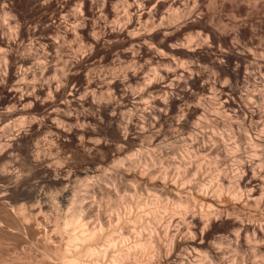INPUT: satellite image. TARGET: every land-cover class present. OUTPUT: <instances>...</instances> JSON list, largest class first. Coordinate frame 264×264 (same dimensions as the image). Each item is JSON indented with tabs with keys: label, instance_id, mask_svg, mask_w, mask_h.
<instances>
[{
	"label": "rangeland",
	"instance_id": "1",
	"mask_svg": "<svg viewBox=\"0 0 264 264\" xmlns=\"http://www.w3.org/2000/svg\"><path fill=\"white\" fill-rule=\"evenodd\" d=\"M263 104L264 0H0V264H66L74 254L95 264L70 240L81 223L98 226V214L114 219L116 237L129 229L118 244L131 254L119 264H264ZM148 168L149 178L134 174ZM62 177L40 189L51 205L31 198L39 181ZM161 177L178 188H162ZM80 195L95 209L65 225ZM103 227L90 246L108 252ZM138 237L148 250L132 246Z\"/></svg>",
	"mask_w": 264,
	"mask_h": 264
},
{
	"label": "bare ground",
	"instance_id": "2",
	"mask_svg": "<svg viewBox=\"0 0 264 264\" xmlns=\"http://www.w3.org/2000/svg\"><path fill=\"white\" fill-rule=\"evenodd\" d=\"M132 7V6H131ZM136 7V6H135ZM136 9V8H135ZM142 9V8H141ZM131 10V9H130ZM129 10V11H130ZM132 10H134V9H132ZM139 11V10H138ZM108 12H109V10H108ZM133 12V11H132ZM115 14V13H114ZM93 15H94V13H93ZM66 16H67V14H66ZM74 16H75V14H74ZM100 16V15H99ZM107 16V15H106ZM94 17V16H93ZM98 17V16H97ZM96 17V18H97ZM99 18V17H98ZM139 18V17H138ZM148 19V18H147ZM95 20V19H94ZM97 20V19H96ZM100 20V19H99ZM139 21H140V19H139ZM10 27V26H9ZM100 31V30H99ZM97 32V31H96ZM11 33V32H10ZM94 35V34H93ZM33 39V38H32ZM43 40V39H42ZM105 41V40H104ZM51 42V41H50ZM99 41L96 39V38H94L93 39V44H97ZM39 43V42H38ZM49 43V42H48ZM48 43H47V45H48ZM54 43V42H53ZM45 44V43H44ZM50 44V43H49ZM40 45V44H39ZM55 46V45H54ZM45 47H46V45H45ZM49 48V47H48ZM49 55V54H48ZM46 57H47V55H46ZM49 57V56H48ZM41 58H44V57H42L41 56ZM44 59H46V58H44ZM42 62V61H41ZM49 62V61H48ZM52 62V61H51ZM38 63V62H37ZM34 65V64H33ZM41 65V64H40ZM92 65V64H91ZM21 66V65H20ZM241 72V71H240ZM246 72V71H245ZM244 72V73H245ZM246 75V76H245ZM242 74V78H245V79H248L249 81H250V78L247 76V74ZM250 76V75H249ZM240 77V76H239ZM27 78V77H26ZM22 79H23V77H22ZM18 80V79H17ZM252 80V79H251ZM245 81H247V80H245ZM18 83V82H17ZM247 83V82H246ZM27 84H29V83H27ZM90 84V83H89ZM91 85V84H90ZM250 85V84H249ZM26 87H28L29 88V86H26ZM107 87V86H106ZM86 88H89V87H86ZM90 88H92V87H90ZM15 89V88H14ZM27 90V89H26ZM92 90V89H91ZM94 90V89H93ZM92 92V91H91ZM94 92V91H93ZM98 92V91H97ZM223 93V92H222ZM16 94V93H15ZM229 94V93H228ZM70 97H68V98H72V99H75L76 97V95L78 96V93L77 92H70ZM223 95V94H222ZM227 95V94H226ZM246 95V94H245ZM250 95V94H249ZM249 95H248V97H249ZM254 95V94H253ZM16 96V95H15ZM14 97V96H13ZM220 97V96H219ZM222 97V96H221ZM252 97V96H251ZM254 97V96H253ZM12 98V97H11ZM29 98H30V96H29ZM29 98L26 96V97H22V98H19V99H17L15 102V105L17 104V106L21 109V112L19 111V112H17L16 114H14V115H19V114H22V113H24V108L26 107V105H28L29 103H27L28 101H29ZM68 98H66V100L68 99ZM247 98V97H246ZM13 99V98H12ZM14 99H15V97H14ZM126 99V98H125ZM250 99H253V98H250ZM11 100V99H10ZM242 100V99H241ZM12 101V100H11ZM255 101H257V100H255ZM30 102V101H29ZM31 103V102H30ZM224 103V102H223ZM227 103V102H226ZM253 103H254V101H253ZM13 104V103H12ZM129 104V103H128ZM229 104V103H228ZM249 104V103H248ZM264 105V104H263ZM223 106V105H222ZM244 106V105H243ZM255 106V105H254ZM122 107V106H121ZM244 107H247V106H244ZM59 108H60V106L59 105H52V106H50L47 110H48V112H47V114H46V117H45V119H46V121L45 122H49V121H51V120H53L54 121V119H53V115H56V113L58 112V110H59ZM250 108V107H249ZM225 110V109H224ZM242 110V109H241ZM246 110H247V108H246ZM243 111V110H242ZM252 111V110H251ZM235 112V111H234ZM218 113V112H217ZM221 113V112H220ZM124 114V113H123ZM252 114V113H251ZM125 115V114H124ZM229 115H230V113H229ZM246 115V114H245ZM43 117V118H44ZM246 117V116H245ZM57 119V118H56ZM225 119V118H224ZM231 119V118H230ZM245 119V118H244ZM252 119V118H251ZM53 121H52V123H53ZM202 121V120H201ZM238 122V121H237ZM254 122H256V121H254ZM178 123V122H177ZM198 123V122H197ZM226 123V122H225ZM250 123V122H249ZM53 124H55V122L53 123ZM192 124V123H191ZM201 124V123H200ZM179 125V124H178ZM194 125V124H193ZM197 126H198V128L200 127V125H198V124H196ZM249 125V124H248ZM257 125V124H256ZM258 125H259V123H258ZM52 126V125H51ZM174 126V125H173ZM183 126V125H182ZM202 126V125H201ZM252 126V125H251ZM54 127H55V125H54ZM205 127V126H204ZM245 127H247V126H245ZM58 128V126H56V129ZM229 128V127H228ZM244 128V127H243ZM182 129V128H181ZM264 129V128H263ZM192 130V129H191ZM261 130V129H260ZM52 131V130H51ZM175 131V130H174ZM229 131H231V130H229ZM244 131V130H243ZM246 131H247V129H246ZM245 131V132H246ZM262 131V130H261ZM238 132V131H237ZM263 132V131H262ZM141 133V132H140ZM198 133V132H197ZM247 133V132H246ZM249 133V132H248ZM47 134V133H46ZM193 134V133H192ZM241 134V133H240ZM251 134V133H250ZM259 134V133H258ZM261 134V133H260ZM243 135V134H242ZM244 135H246V134H244ZM243 135V136H244ZM249 135V134H248ZM189 136V135H188ZM222 136V135H221ZM213 137V136H212ZM245 137H248L249 138V136H245ZM244 137V138H245ZM125 138V137H124ZM258 138V137H257ZM257 138H255V139H257ZM263 138H264V136H263ZM166 139V138H165ZM189 139V138H188ZM253 139V138H252ZM185 140V139H184ZM259 140V139H258ZM262 140V139H261ZM211 141V140H210ZM249 141V140H248ZM251 141V140H250ZM198 142H200V141H198ZM205 142V141H204ZM212 142V141H211ZM214 142V141H213ZM212 142V143H213ZM253 142V141H252ZM196 143V142H195ZM211 143V144H212ZM222 143H224V141L222 142ZM247 143V142H246ZM251 143V142H250ZM94 144V143H93ZM159 144V143H158ZM169 145V144H168ZM249 145H251V144H249ZM151 146V145H150ZM159 146H160V144H159ZM209 146V145H208ZM214 146V145H213ZM216 146V145H215ZM225 146V145H224ZM140 147V146H139ZM171 147V146H170ZM169 147V148H170ZM120 148H121V146H120ZM156 148V147H155ZM159 148V147H158ZM165 148V147H164ZM228 148V147H227ZM237 148V147H236ZM139 149V148H138ZM141 149V148H140ZM160 149V148H159ZM162 149V148H161ZM210 149V148H209ZM231 149V148H230ZM234 149V148H233ZM232 149V150H233ZM150 150H151V148H150ZM202 150V149H201ZM227 150V149H226ZM229 150V149H228ZM152 151H154V150H152ZM162 151H163V149H162ZM205 151V150H204ZM211 151V150H210ZM234 151V150H233ZM139 152H140V150H139ZM157 152H159V151H157ZM203 152V151H202ZM118 153V152H117ZM120 153V152H119ZM149 153V152H148ZM162 153V152H161ZM200 154V153H199ZM209 154V153H208ZM148 155V154H147ZM201 155V154H200ZM216 155V154H215ZM164 156V155H163ZM188 157H189V155H187ZM191 156V155H190ZM219 157V156H218ZM144 158V157H143ZM183 158V157H182ZM133 159V158H132ZM157 159V158H156ZM175 159V158H174ZM181 159V158H180ZM184 159H186V158H184ZM252 161V160H251ZM124 162V161H123ZM180 162H182V161H180ZM179 162V163H180ZM184 162V161H183ZM204 162V161H203ZM243 162V161H242ZM118 163V162H117ZM130 163H132V160H131V162ZM135 163V162H134ZM133 163V164H134ZM149 163V162H148ZM191 163V162H190ZM116 164V163H115ZM161 164V163H160ZM183 164V163H182ZM185 164V163H184ZM187 164H188V162H187ZM118 165V164H117ZM120 165H121V163H120ZM147 165H149V164H147ZM162 165V164H161ZM249 165H250V163H249ZM119 166V165H118ZM118 166H116V167H118ZM123 166H124V164H123ZM132 165H130L128 168H130ZM134 166H135V164H134ZM151 166V165H150ZM177 166V165H176ZM179 166V165H178ZM177 166V167H178ZM191 166V165H190ZM193 166V165H192ZM201 166V165H200ZM239 166V165H238ZM115 167V168H116ZM121 167V166H120ZM187 167V166H186ZM189 167V166H188ZM197 167V166H196ZM240 167L242 168V170H246V172H247V164H240ZM250 167V166H249ZM119 168V167H118ZM127 168V167H126ZM132 168V167H131ZM158 168V167H157ZM184 168H185V166H184ZM198 168V167H197ZM122 169V168H121ZM123 169H124V167H123ZM146 169V168H145ZM183 169V168H182ZM187 169V168H186ZM185 169V170H186ZM196 169V168H195ZM199 169V168H198ZM99 170V169H98ZM118 170V169H117ZM129 170V169H128ZM127 170V171H128ZM135 170H137V169H135ZM134 169H133V171H135ZM152 170V169H151ZM151 170H149V168H148V173H143L142 172V170H141V172H134V174L136 175V176H138L140 179H145V175L146 174H148L149 176H150V173L152 172ZM165 170H166V168H165ZM169 170V169H168ZM176 170V169H175ZM179 170H181V168H179ZM184 170V171H185ZM188 170V169H187ZM186 170V171H187ZM206 170V169H205ZM240 170V169H239ZM66 171V170H65ZM83 171V170H82ZM145 171V170H144ZM147 171V170H146ZM151 171V172H150ZM162 171V170H161ZM167 171V170H166ZM183 171V170H182ZM200 171V170H199ZM254 171V170H253ZM59 172H61V173H63L64 171H63V169H61V170H59ZM96 172H97V170H96ZM108 172V171H107ZM114 172H115V170H114ZM119 172V171H118ZM130 172H132V170L130 171ZM150 172V173H149ZM198 172V171H197ZM85 173V172H84ZM99 173V172H98ZM153 173H154V171H153ZM184 173V172H183ZM187 173V172H186ZM185 173V174H186ZM199 173V172H198ZM67 174V173H66ZM103 175H106L105 173H102ZM115 174V173H114ZM116 174H117V172H116ZM161 174V173H160ZM167 174V173H166ZM245 174V173H244ZM61 175V174H60ZM124 175V174H123ZM148 175H146L147 177H148ZM157 175V174H156ZM165 175V174H164ZM241 175H243V174H241ZM256 175V174H255ZM69 178H70V176L69 175H67ZM88 176V175H87ZM99 176H100V174H99ZM98 176V177H99ZM117 176V175H116ZM184 176V175H183ZM186 176V175H185ZM234 176V175H233ZM246 177H247V174L245 175ZM244 175H243V177H245ZM60 177V176H59ZM92 177V176H91ZM97 177V176H96ZM104 177V176H103ZM111 176H109V178H110ZM153 177H155L154 175H152V180H153ZM219 177V176H218ZM226 177V176H225ZM242 177V176H241ZM252 177H254L255 178V176L253 175ZM67 178V177H66ZM95 178V177H94ZM149 178V177H148ZM151 178V177H150ZM160 178V177H159ZM161 178H165V177H161ZM171 178H173V176L171 177ZM224 178V177H223ZM240 178V177H239ZM253 178V179H254ZM257 178V177H256ZM84 179V178H83ZM87 179H89V177L87 178ZM108 179V178H107ZM155 179V178H154ZM170 179V178H169ZM258 179V178H257ZM70 180V179H69ZM69 180H67V179H65V178H59V179H55V178H53V179H51V178H48V179H44V180H41V181H39V183H38V185H37V187L35 188V191L33 192V194H32V196H31V198L32 199H34V200H37V201H42V202H44L47 206H48V204H50L51 205V203H53V202H51V200L50 199H48L49 197H46L45 196V193L44 194H42V192H40V189L45 185V184H50V183H55V184H64L65 182H67V181H69ZM104 180V179H103ZM105 180H106V178H105ZM104 180V181H105ZM156 180V179H155ZM164 180V179H163ZM163 180H160V182L161 181H163ZM165 180H166V178H165ZM168 180V179H167ZM163 181L162 182V184H163V186H162V188H164V187H166L167 188V186H177L176 184H171V183H169L168 181ZM171 180V179H170ZM182 180V179H181ZM187 180H188V178H187ZM241 180H242V178H241ZM89 181V180H88ZM101 181V180H100ZM143 181V180H142ZM157 181H159L158 180V178H157ZM157 181H156V183H157ZM174 181L175 182H178V180L176 181L175 179H174ZM217 181V180H216ZM261 181V180H260ZM117 182V181H116ZM147 182V181H146ZM152 182V181H151ZM170 182H173L172 180L170 181ZM187 182V181H186ZM192 182V181H191ZM248 182H251V181H248ZM76 183V182H75ZM97 183H99V182H96V184ZM139 184H140V182H138ZM154 183V182H153ZM181 183V182H180ZM197 183V182H196ZM195 183V184H196ZM201 183V182H200ZM199 183V184H200ZM247 183V182H246ZM264 183V182H263ZM70 184V183H69ZM94 184V183H93ZM92 183H91V185H93ZM104 184H105V182H104ZM187 184V183H186ZM212 184V183H211ZM247 184H249V183H247ZM251 184V183H250ZM72 185H74V184H72ZM80 185V184H79ZM88 185V184H87ZM99 185V190L98 189H96L95 191H101V192H103L104 193V191H102L103 190V188H100V184H98ZM105 185H107V184H105ZM145 185V184H144ZM151 185H153V184H151ZM182 185V184H181ZM185 185V184H184ZM191 185V184H190ZM194 185V184H193ZM67 186V185H66ZM65 186V188H67ZM76 187H77V185H75ZM90 186V185H89ZM93 186H95V187H97L95 184L93 185ZM114 186V185H113ZM156 186V185H155ZM197 186H198V184H197ZM224 186V185H223ZM81 187H83V186H81ZM92 186H90V188H91ZM109 187V186H108ZM120 187V186H119ZM125 187V186H124ZM181 187H183V186H181ZM181 187H179V188H181ZM206 187V186H205ZM214 187V186H213ZM251 187V186H250ZM44 188V187H43ZM77 188H79V187H77ZM94 188V187H93ZM98 188V187H97ZM177 188H178V186H177ZM186 188V187H185ZM211 188V187H210ZM258 188V187H257ZM38 189H39V191H38ZM88 189V188H87ZM95 189V188H94ZM101 189V190H100ZM105 189V191H107V192H109L108 194H107V192H106V195H110V193H111V189H110V187L109 188H107V186L104 188ZM165 189V188H164ZM164 189H162L161 191L163 192L164 191ZM172 190H173V188H171ZM218 189V188H217ZM252 190L254 189V188H251ZM259 189V188H258ZM3 190V189H2ZM64 188L62 189V191H61V194H59V193H57L56 195H57V200H58V203H60V204H64L65 202H66V197H67V191H66V189L64 190ZM73 190H74V188H73ZM78 191H80L79 189H77ZM85 190V189H84ZM89 190H92V188L91 189H89ZM182 190V189H181ZM199 190H200V188H199ZM203 190L205 191L206 190V188L205 189H201V191H200V193H198V195H199V197H200V194H201V196H202V198L203 199H207V200H211L212 199V201L214 200L215 201V199H214V195H216V196H218V194H216V192H215V194L214 195H212L213 193H214V191L216 190V189H214V191L213 192H211L210 193V195H212V198H210L211 196H208V190L209 189H207V193L208 194H204V195H202V192H203ZM218 190H220V189H218ZM217 190V191H218ZM249 190L250 189H248V193H249ZM252 190H250L251 191V193H253L252 192ZM8 191V190H7ZM7 191H6V193H7ZM42 191V190H41ZM53 191V190H52ZM166 191H168V190H166ZM165 191V192H166ZM175 191V190H174ZM190 191V190H189ZM222 190H220V192H221ZM1 192V191H0ZM71 192V191H70ZM86 192L87 191H84V193L83 194H85V195H87L86 194ZM112 192H114V191H112ZM169 192V191H168ZM171 192V191H170ZM6 193H1V195H0V198L2 199V200H8V194L6 195ZM78 193V192H77ZM76 193V194H77ZM89 193H90V191H89ZM93 193H94V191H93ZM176 192H174V194H175ZM237 193V192H236ZM250 193V194H251ZM73 194V193H72ZM75 194V195H76ZM95 194V193H94ZM102 194V193H101ZM116 194H117V191H116ZM179 194V193H178ZM220 194V193H219ZM233 194V193H232ZM249 194V195H250ZM55 195V196H56ZM90 195V194H89ZM93 195V194H92ZM91 195V196H92ZM168 195V194H167ZM167 195H165V196H167ZM177 195V194H176ZM197 195V196H198ZM73 196V195H72ZM81 196V195H80ZM112 196V195H111ZM120 196V195H119ZM171 196V195H170ZM214 196V197H213ZM235 196H236V194H235ZM251 196V195H250ZM51 197V196H50ZM103 197H104V195H103ZM176 197V196H175ZM181 197V196H180ZM189 197V196H188ZM192 197V196H191ZM221 197H222V195H221ZM70 198V197H69ZM86 197H82L81 196V198H79L80 200H76V202H75V211L73 210V213L74 214H72L71 215V217L68 219L69 221H65V225L66 224H71V223H73L76 219H78V217H79V219L82 221L83 219H85V218H87L88 216H89V214H91V210L93 211V209H95V207L94 208H92V206H90L89 208H87L86 207V203L85 202H87L86 200H87V198L85 199ZM167 198H168V196H167ZM237 198V197H236ZM74 199V198H73ZM78 199V198H77ZM110 199H112V197L110 198ZM158 199V198H157ZM156 199V200H157ZM164 199V198H163ZM169 199V198H168ZM178 199V198H177ZM189 199V198H188ZM194 199V198H193ZM217 199H218V197H217ZM216 199V200H217ZM247 199H251V198H247ZM261 199V198H260ZM264 199V198H263ZM54 200H56V199H54ZM57 200H56V202H57ZM170 200V199H169ZM173 200V199H172ZM197 200V199H196ZM219 200V199H218ZM248 200V201H249ZM53 201V200H52ZM70 201H72V200H70ZM85 201V202H84ZM138 201V200H137ZM158 201H160V200H158ZM187 201V200H186ZM195 201V200H194ZM200 201V200H199ZM204 201V200H203ZM213 201V202H214ZM232 201V200H231ZM258 201V200H257ZM73 202V201H72ZM96 202V201H95ZM162 202V201H161ZM190 202H191V200H190ZM250 202V201H249ZM252 202H253V199H252ZM8 203V202H7ZM37 203V202H36ZM55 203V202H54ZM89 203V202H88ZM87 203V204H88ZM91 203V202H90ZM143 203V202H142ZM157 203V201L155 202V204ZM188 203H189V200H188ZM201 203H203V202H201ZM215 203V202H214ZM221 203V202H220ZM9 204V203H8ZM56 204V203H55ZM138 204V203H137ZM165 204V203H164ZM217 204V203H216ZM228 204V203H227ZM226 204V205H227ZM238 204V203H237ZM39 205V204H38ZM46 205H43V206H46ZM59 205V204H58ZM92 205V204H91ZM93 205H94V203H93ZM110 205V204H109ZM145 205H147V204H145ZM152 205V204H151ZM156 205H158V204H156ZM177 205H178V203H177ZM176 205V206H177ZM179 205H181V203H179ZM186 205H187V202H186ZM192 205V204H191ZM202 205V204H201ZM207 205H210V204H207ZM42 206V205H41ZM70 206V205H69ZM95 206V205H94ZM138 206H139V204H138ZM143 206V205H142ZM152 206H154V204L152 205ZM159 206V205H158ZM183 206V208H182V210L183 209H186V207L187 206H185V205H181L180 207H182ZM222 206V205H221ZM224 206V205H223ZM18 207V206H17ZM35 207V206H34ZM58 207V206H57ZM65 207V206H64ZM136 207V206H135ZM162 207V206H161ZM168 207V206H167ZM175 207V206H174ZM179 207V208H180ZM211 207H215L214 205L213 206H211ZM19 208V207H18ZM41 208V207H40ZM55 208V207H54ZM59 208V207H58ZM57 208V209H58ZM61 208V207H60ZM67 208V207H66ZM112 208V207H111ZM116 208V207H115ZM139 209H140V207H138ZM150 208V207H149ZM155 208V207H154ZM188 208V207H187ZM14 209V208H13ZM20 209V208H19ZM68 209V208H67ZM71 209H73V208H71ZM158 209V208H157ZM181 209V208H180ZM206 209H208V206H207V208ZM214 209V208H213ZM213 209H210V210H213ZM15 210V209H14ZM56 210V209H55ZM112 210V209H111ZM141 210H142V207H141ZM147 210V209H146ZM146 210H144V211H146ZM181 210V211H182ZM187 210H189V209H187ZM186 210V211H187ZM195 210V209H194ZM193 210V211H194ZM198 210V209H197ZM203 210V209H202ZM216 210V209H215ZM217 210H220V209H217ZM96 211V210H95ZM113 211V210H112ZM116 211V210H115ZM119 211H120V209H119ZM128 211V210H127ZM126 211V212H127ZM152 211V210H151ZM151 211H149V213H152V216H153V220H158V217H161L160 215H159V212L157 211V210H153L152 212ZM161 211V210H160ZM171 211V210H170ZM169 211V212H170ZM176 211V210H175ZM178 211V210H177ZM185 211V210H184ZM185 211V212H186ZM205 211V210H204ZM22 212V211H21ZM121 212V211H120ZM137 212V211H136ZM140 212V211H139ZM138 212V213H139ZM148 212V211H147ZM163 212V211H162ZM164 212H165V210H164ZM220 212V211H219ZM219 212H217V213H219ZM18 213V212H17ZM41 213V212H40ZM67 213V212H66ZM124 213V212H123ZM137 213V214H138ZM176 213V212H175ZM201 213V212H200ZM207 213V212H206ZM223 213V212H222ZM68 214V213H67ZM108 214V213H107ZM111 213H109V215H110ZM117 214V213H116ZM166 214V213H165ZM164 214V215H165ZM171 214H173V212L171 213ZM177 214H178V212H177ZM180 214V213H179ZM184 214V213H183ZM187 214V213H186ZM185 214V215H186ZM202 214V213H201ZM200 214V215H201ZM214 214H215V212H214ZM140 215H142V214H138V216H140ZM151 215V214H150ZM163 215V214H162ZM207 215V214H206ZM213 215V214H212ZM108 216V215H107ZM113 216V215H112ZM129 216V215H128ZM138 216H135V218L134 219H136V221H138V219H139V217ZM143 216V215H142ZM148 216V215H147ZM173 216H175V215H173ZM172 215L170 216L171 218L173 217ZM203 216V215H202ZM115 217V216H114ZM116 217H118V216H116ZM115 217V218H116ZM124 217V216H123ZM163 217V216H162ZM175 217H180V215L179 216H175ZM200 217V216H199ZM210 217V216H209ZM97 218V217H96ZM98 218H99V225L97 226H94L93 225V228H87L83 223H81L80 225H81V227L82 228H80L81 230H79L80 231V234L78 235V234H76L77 236H74V237H72L71 238V242H73L72 244L74 245V244H80V245H83V248H84V246H85V249H84V253L86 252V257L88 256V257H90L91 259L93 258L94 259V261H95V264H101L100 263V260L104 257L105 258V256L107 255L106 253H108L109 252V264H119L120 262L121 263H123V259H124V257L126 256V254H128L129 253V250H127V249H122L123 247H122V245H123V243L121 244V246L118 244V243H121V242H123L124 241V238H123V233L125 234L126 233V235L128 234L127 232H128V230L129 229H127L128 227V225H126V226H124V224H123V226L124 227H122L123 228V230H124V228H126L127 230H125V231H123V233L121 234V233H118L119 234V236H118V234H116L117 235V237L115 236V234L114 233H116V232H113V228H111L113 225H112V223H113V218L110 216L109 218L108 217H106L105 216V214L104 215H100V214H98ZM119 218H120V216H119ZM119 218H116V219H119ZM141 218V217H140ZM152 218V217H151ZM174 218V217H173ZM181 218H182V216H181ZM206 218H207V216H206ZM67 219V218H66ZM79 219H78V221H79ZM164 219V218H163ZM182 219H183V221H182ZM181 219V221H182V223L181 224H183V227H184V225H187V224H185V218L183 217ZM196 219V218H195ZM210 219V218H209ZM96 220H98V219H96ZM120 220V219H119ZM119 220H116L117 221V223L119 224ZM141 220V219H140ZM161 220H162V218H161ZM160 220V218H159V221H161ZM165 220V219H164ZM173 220V219H172ZM171 220V221H172ZM89 221H91V220H89ZM142 221H144L143 219H142ZM168 221H170V220H168ZM167 221V222H168ZM174 221V220H173ZM66 222H68V223H66ZM80 222V221H79ZM125 222V221H124ZM156 222V221H155ZM177 222H179L180 223V221H177ZM176 222V223H177ZM114 223H116V222H114ZM116 223V224H117ZM126 223V222H125ZM129 223V222H128ZM142 223V222H141ZM146 223V222H145ZM151 223V222H150ZM159 223V222H158ZM74 224H75V222H74ZM86 224V223H85ZM89 224H90V222H89ZM88 224V226H90ZM98 224V223H97ZM132 224V223H131ZM171 224H173V222H171ZM175 224V223H174ZM107 226V225H109V243H108V252L104 249V250H102V249H99V250H97V248L95 249V248H93V247H91L90 246V244L91 243H93V242H91L94 238L96 239V237H100L99 235L97 236V234L98 233H100V230L101 229H103L104 227L103 226ZM129 225H130V223H129ZM135 225V224H134ZM148 225V224H147ZM146 225V226H147ZM167 225H169L170 227H171V225H170V223L169 224H167ZM176 225V224H175ZM174 225V226H175ZM177 225H179L180 227H182L180 224H177ZM149 227L151 226V225H148ZM102 227V228H101ZM144 227V229H145V225L143 226ZM182 227V228H183ZM186 227H188V226H186ZM194 227V226H193ZM167 228H169V227H167ZM166 228V229H167ZM189 228V227H188ZM191 228V227H190ZM141 229V228H140ZM148 229V228H147ZM149 229H151V228H149ZM165 229V230H166ZM170 229V228H169ZM104 230V229H103ZM116 230V229H115ZM121 230V228H119V231ZM168 230V229H167ZM175 230V229H174ZM177 230H178V227H177ZM176 230V231H177ZM132 231V230H131ZM148 231V230H147ZM191 231V230H190ZM65 232V231H64ZM78 232V231H77ZM143 232H144V230H143ZM187 232H189V229H187V231H186V233ZM63 233V232H62ZM102 233H103V231H102ZM138 233V232H137ZM136 233V234H137ZM142 233V232H141ZM148 233V232H147ZM165 233V232H164ZM170 233V232H169ZM177 233V232H176ZM178 233H179V231H178ZM185 233V232H184ZM191 233V232H190ZM114 234V235H113ZM166 234V233H165ZM175 234V233H174ZM139 235H141V234H139ZM138 235V236H139ZM172 235V234H171ZM178 235V234H177ZM184 235V234H183ZM183 235H181V236H183ZM192 235V234H191ZM193 235H194V233H193ZM128 236V235H127ZM126 237V236H125ZM135 237V236H134ZM137 237V236H136ZM140 237V236H139ZM139 237H138V241L137 240H135V241H137V242H135V244L134 245H132L134 248H136V250H138V249H140V248H144L145 250L149 247V245L151 246V240L149 239V240H143V241H140V240H142V239H139ZM166 237V236H165ZM172 238H174V237H172ZM98 239V238H97ZM100 239V238H99ZM147 239V238H146ZM188 239V238H187ZM101 240V239H100ZM94 241V240H93ZM96 241V240H95ZM94 241V242H95ZM134 241V240H133ZM192 241V240H191ZM91 242V243H90ZM97 242V241H96ZM254 242H256V241H254ZM167 243V242H166ZM175 243V242H174ZM76 244V245H77ZM95 244V243H94ZM118 245H119V247H120V249H119V247H118ZM173 245V244H172ZM131 246V247H132ZM107 247V246H106ZM127 247V246H126ZM130 247V246H129ZM132 247V248H133ZM195 247V246H194ZM77 248V247H76ZM118 248V249H117ZM138 248V249H137ZM169 248V247H168ZM173 248V247H172ZM78 249V248H77ZM143 250V249H142ZM148 250V249H147ZM161 250V249H160ZM168 250V249H167ZM195 250V249H194ZM114 251V252H113ZM80 252V251H79ZM111 252H113V254H111ZM76 253V252H75ZM143 253V252H142ZM148 253V252H147ZM111 254V255H110ZM129 254H131V252L129 253ZM146 254V253H145ZM76 254H74V255H72V258H70V259H68V257H67V261L65 262L66 264H79V262H78V258L77 259H75L74 257H78V256H75ZM105 255V256H104ZM71 256V255H70ZM79 256H81V254L79 255ZM84 256V255H83ZM128 256V255H127ZM150 256V255H149ZM155 257V256H154ZM74 258V259H73ZM80 259L82 258V257H79ZM126 258V257H125ZM87 259H89V258H87ZM91 259H90V261H91ZM134 259V258H133ZM179 259V258H178ZM196 260V259H195ZM81 261V260H80ZM130 261V260H129ZM82 263V262H81ZM80 263V264H81ZM125 263V262H124ZM183 263H184V261H183ZM83 264H87V263H83ZM89 264V263H88ZM104 264V263H103ZM198 264V263H197Z\"/></svg>",
	"mask_w": 264,
	"mask_h": 264
}]
</instances>
